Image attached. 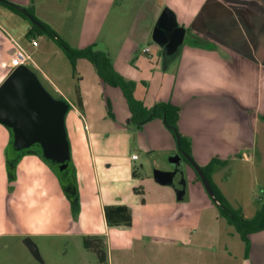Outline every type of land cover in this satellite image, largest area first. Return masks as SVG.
Returning a JSON list of instances; mask_svg holds the SVG:
<instances>
[{
	"label": "crops",
	"instance_id": "0c3cea01",
	"mask_svg": "<svg viewBox=\"0 0 264 264\" xmlns=\"http://www.w3.org/2000/svg\"><path fill=\"white\" fill-rule=\"evenodd\" d=\"M7 1L32 7L34 16L51 28L48 17L53 15L60 17L59 24H80L72 48L96 47L103 40L102 52L121 76L134 82V97L144 107L170 103L179 108L178 132L189 142L195 163L203 167L213 158L223 163L211 174L216 186L225 166L236 159L254 164L257 157L264 163V0ZM68 6L71 10L66 11ZM164 9L185 30L182 45L171 56L152 41ZM0 18L8 25L18 21L1 6ZM28 30L25 27L24 36ZM8 37L29 55L33 64L28 69L40 70L30 56L39 48L35 38V46L28 42L25 47L0 23V85L9 75L5 65L13 53ZM146 48L148 53L143 52ZM76 68L83 70L80 80L68 88L53 84L40 70L78 121L68 131L69 164L75 175L70 188L60 184L39 148L15 151L11 130L0 124V247L6 241L4 247L25 250L32 259L25 239L36 247L43 241L42 264H62L68 248L79 257L90 254L98 264L82 239L103 237L105 264H264V231L249 235L246 251L233 228L223 227L221 232L201 223L204 212L216 206L190 167L184 166L182 200L172 186L156 183L153 175L137 174L134 165L140 157L131 160L136 153L129 142L130 154L121 152L123 137L130 139L126 103L127 115L121 118L112 87L102 84L88 61L78 60ZM106 101L114 120L107 116ZM149 124L165 128L160 120H152L134 131L144 134ZM174 143L176 156L169 157L170 170L164 172L181 162ZM113 206L130 210L129 229L108 228L104 208Z\"/></svg>",
	"mask_w": 264,
	"mask_h": 264
},
{
	"label": "rangeland",
	"instance_id": "374dc122",
	"mask_svg": "<svg viewBox=\"0 0 264 264\" xmlns=\"http://www.w3.org/2000/svg\"><path fill=\"white\" fill-rule=\"evenodd\" d=\"M67 8L68 9H65L66 11L71 10L69 6ZM48 18L51 20L50 25L52 26V29L55 31L59 38L64 40L70 47L76 44L74 39L77 38L80 30L76 32H74V30L81 28L80 24H59L61 23L59 20L60 17L56 15ZM44 20L47 19L45 18ZM0 23L5 26V28L9 30V32L17 40L23 43L25 47L29 46V41H27L24 36L25 27L29 26L26 20L18 16V21L16 23L8 25L3 21V19L0 18ZM35 40L39 44V48L36 49L35 53H33L31 50L28 51L32 52L30 56L33 58L39 69L47 75L49 80L53 84L64 88H68L70 86H73L74 84H77L78 80H80L81 77L80 72H83V70L80 69L78 71L75 67V73H73L70 63L66 59L62 50L45 36H37L35 37ZM94 50L104 52L103 40L98 43ZM30 70L38 80V82L41 84V86H44L42 87L49 94V96L54 100H60V98L57 97V94L54 92L53 88L48 86L42 71L32 67H30ZM109 91H112L114 106L117 114L121 118H123L127 115V110L120 91L113 88H109ZM69 113L70 111L68 110L64 117L65 130L68 136L67 139L69 138V129H71L72 127L76 128L78 126V121L75 120L72 115H69ZM105 121L109 120L107 119ZM154 125L152 126V124H149L148 126H146L144 134H140L141 132L134 131L132 127L129 126L128 130L130 131V139L128 137H123L125 141V150L123 151L121 149L122 154H130L131 149L135 150L134 152L138 157H140V160L134 165V170L139 176H142L143 174L154 175L157 171L164 172L165 170H170L168 166L169 157L176 156L177 150L175 147V143L173 144L174 139L171 137V134L165 128H163L161 124H157L158 126L156 128H153ZM128 142L130 143V149L127 147ZM143 144H147L146 148H144ZM33 147L38 148L37 145H34L29 147V149H33ZM7 153L8 152L6 151V153L4 154L7 155ZM263 164V162L258 161L257 157L254 161V164H252L249 160L239 161L238 159H236L233 164H228L225 166V169L220 173L219 176L220 182L218 181L219 183H217V186H219L220 190H222L229 204L234 208H240L244 216L248 219L254 217L256 212L264 204ZM142 167L144 168L143 171ZM69 168H71V166H69ZM61 172L62 171H59L58 173V177H60L59 180H61L60 184L62 182V184L69 186V183H74L75 175L73 171H70V174H61ZM203 222L213 224L212 227H216V229L220 230L221 232L224 229L223 227H226V229H230V227L233 228L232 226H229L226 220L219 215L218 210L215 207L204 212L201 218V223ZM221 234L222 233H220V235ZM37 242L39 244V247H37L39 257L43 259V256L45 254L43 251V246L45 242ZM6 245V241H3L0 247V264H42L37 260V262L33 261L32 259L34 258L31 259L28 256L29 254L24 252L25 250L23 252L19 251L12 245H10L9 247H4ZM239 245L243 246V244L240 243ZM52 251H55V249H53ZM74 252V249L68 248L67 255L62 264H93L89 256L90 254L87 255V253L85 254V252H83V257H79L77 255V252ZM233 256L239 258L238 254ZM198 261L200 262V259L198 260V258L196 257L195 262ZM46 264H49V262L47 261Z\"/></svg>",
	"mask_w": 264,
	"mask_h": 264
},
{
	"label": "water",
	"instance_id": "95a60500",
	"mask_svg": "<svg viewBox=\"0 0 264 264\" xmlns=\"http://www.w3.org/2000/svg\"><path fill=\"white\" fill-rule=\"evenodd\" d=\"M16 9L31 24L41 28L24 8L17 6ZM184 36L185 30L176 24L172 13L164 9L153 27L152 41L163 48L166 56H171L182 45ZM68 109L66 101L49 96L25 65L13 69L0 85V124L11 130L14 150L22 151L37 145L42 157L59 171H64L70 161L64 125ZM182 156L198 175L206 194L215 202L214 192L200 166L189 155L182 153ZM178 170L180 168L174 167L173 173L157 171L153 177L158 184L172 186L177 198L182 200L186 194V174L181 168L182 181L177 183L175 177ZM24 246L35 260L41 262L38 249L30 239H25Z\"/></svg>",
	"mask_w": 264,
	"mask_h": 264
},
{
	"label": "trees",
	"instance_id": "16d2710c",
	"mask_svg": "<svg viewBox=\"0 0 264 264\" xmlns=\"http://www.w3.org/2000/svg\"><path fill=\"white\" fill-rule=\"evenodd\" d=\"M0 6L22 17L28 22L29 30L25 35V39L27 41L31 42L37 36H45L62 50L66 59L70 63L73 73H75L76 62L81 59L86 60L92 65L96 75L98 76L102 84L118 89L122 94L128 112L130 114V117L125 123L126 127L130 126L133 130H140L147 122L152 120H160L164 127L173 136L174 140H176L177 136L178 140H176V144L179 154L182 155V153H185L191 157L189 142L178 132V107L170 103H157L152 108L147 109L143 106L141 101L137 100L134 97V82L126 80L123 76H121L114 69L111 59L105 53L94 50L95 45H90L82 49L72 48L64 40L59 38L55 31L49 25L40 22L34 16L32 7L24 9L41 25V28H38L35 25L31 24L25 17V15H23L16 9L17 6L8 2L7 0H0ZM105 106L108 118L114 120L115 118L112 113L109 101H106ZM220 164L223 163L213 158L206 166L200 168L203 174L208 179L210 186L214 192V205L216 206L219 215L226 220L229 226H232L234 228L240 240L244 243L247 251L249 246V235L264 231V204L251 219L245 218L240 208H234L232 205H230L211 178V174L215 166ZM69 166L70 164L64 171L61 172V174H70L71 168H69ZM52 168L58 175V168L54 165H52ZM194 174L196 176V179L200 182L198 175L195 172ZM71 184L72 183H69V186ZM104 218L106 225L110 229L119 228L127 230L131 226V212L125 206L105 207ZM158 241L163 242L164 240L159 239ZM82 246L85 250L90 251L96 255L98 264H105L106 252L105 240L103 237H84L82 239Z\"/></svg>",
	"mask_w": 264,
	"mask_h": 264
},
{
	"label": "built area",
	"instance_id": "2783aa9c",
	"mask_svg": "<svg viewBox=\"0 0 264 264\" xmlns=\"http://www.w3.org/2000/svg\"><path fill=\"white\" fill-rule=\"evenodd\" d=\"M8 43L13 47V53L9 60V62L5 65V67L8 69V73L12 72L13 69L17 68L18 66L25 65L32 63L29 55L17 44V42L12 39L11 37H8ZM32 45H36V43L32 40ZM144 53H148L149 49L146 48L143 50ZM33 64V63H32ZM138 159L137 154L131 155V160L135 161Z\"/></svg>",
	"mask_w": 264,
	"mask_h": 264
},
{
	"label": "flooded vegetation",
	"instance_id": "af4514ba",
	"mask_svg": "<svg viewBox=\"0 0 264 264\" xmlns=\"http://www.w3.org/2000/svg\"><path fill=\"white\" fill-rule=\"evenodd\" d=\"M180 157H181V162H180L179 165H177V166H175V167L180 168V170H181V168L183 169L184 166L190 167V166L188 165V163L186 162V160L183 159L182 155H180ZM190 168H191V167H190ZM191 169H192V168H191ZM180 170H178V174H177L176 177H175V182H177V183H180V182L182 181V176H181ZM192 170H193V169H192ZM173 171H174V169L171 170L170 173H173ZM193 171H194V170H193ZM194 172H195V171H194ZM185 179H186V178H185ZM185 179H184V180H185Z\"/></svg>",
	"mask_w": 264,
	"mask_h": 264
}]
</instances>
